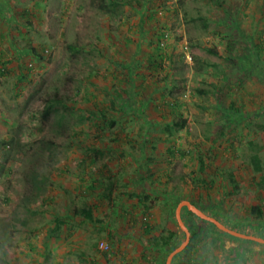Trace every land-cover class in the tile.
<instances>
[{"label":"rangeland","instance_id":"obj_1","mask_svg":"<svg viewBox=\"0 0 264 264\" xmlns=\"http://www.w3.org/2000/svg\"><path fill=\"white\" fill-rule=\"evenodd\" d=\"M106 2L8 1L0 264H167L186 231L171 264H264V244L177 215L264 240V0ZM147 230L176 236L155 250Z\"/></svg>","mask_w":264,"mask_h":264},{"label":"trees","instance_id":"obj_2","mask_svg":"<svg viewBox=\"0 0 264 264\" xmlns=\"http://www.w3.org/2000/svg\"><path fill=\"white\" fill-rule=\"evenodd\" d=\"M100 1V4L98 5V8L100 9V10H102V11H107V12H111L110 10H111V8H110V4H107V0H99ZM111 5H113V3L111 2ZM113 6H115V5H113ZM165 39V34H162L161 35V37H160V39L159 40H164ZM71 49H73V50H76V47H72L71 46ZM208 52L210 53V54H212V55H217L218 53H217V51L215 50V49H209L208 50ZM194 60H195V58L192 56V62H194ZM3 71H0V74L3 76V75H5L6 73H2ZM7 72V71H6ZM201 92V91H200ZM56 99H57V101H61V99H59V98H57L56 97ZM53 105H49V107H48V109H50L51 107H52ZM102 116H104V114H101ZM175 120V119H174ZM115 122L116 121H113L112 123H111V125H113L114 126V124H115ZM187 123V121L186 120H183V119H180L179 120V122H176V125L178 126V129H184L185 128V126L187 125L186 124ZM255 165H256V170H255V172L256 173H258V172H260L261 171V165H260V162L258 161V157H255ZM36 180V179H35ZM37 181V180H36ZM46 178H44V177H42V179H40L39 181H37L38 183H40V182H44L45 184H46ZM260 181V183H259V186L264 190V174H262L261 175V180H259ZM232 183H234V186L237 188V184H236V182L235 181H233L232 180ZM110 193V196H111V192H109ZM244 194V190H242L241 192H240V194H239V196H241V195H243ZM107 198L109 199V200H111L110 199V197L109 196H107ZM74 213V215H77L78 213H80L79 212V210H77V209H75L74 211H73ZM249 212H250V215L252 216V217H254V219H262L263 217H264V205H256V206H254V207H252L250 210H249ZM81 214H82V216L84 217V220H87V221H90V222H92V223H95L96 221L94 220V218H93V214H92V210L89 208V209H83L82 210V212H81ZM213 225V224H212ZM58 228V227H57ZM213 228L215 229V230H217V228H216V225L214 226L213 225ZM146 235H144V236H142L141 238H140V241H141V244L144 246V247H147V248H152V249H155V250H158L159 248H167V247H170L172 244V241H173V239L175 238V236H176V233H174V232H170L169 233V237H168V239L165 237V236H162V237H158V236H156V235H151V233H150V235H149V230H147L146 231ZM243 240V239H242ZM243 242H250V241H243ZM254 242V241H253ZM262 246H264V245H262Z\"/></svg>","mask_w":264,"mask_h":264},{"label":"crops","instance_id":"obj_3","mask_svg":"<svg viewBox=\"0 0 264 264\" xmlns=\"http://www.w3.org/2000/svg\"><path fill=\"white\" fill-rule=\"evenodd\" d=\"M8 1L9 0H0V62L4 61L7 58L8 47H11V45L15 43V41H11L10 31L12 29V25L10 26V24H9L11 22V20L6 16L7 13H5L6 11H8V14H10L12 12V11H10V10H12L11 3L9 4ZM21 12L24 14V16H22V17L26 20L27 25L26 26L24 25L20 29L25 31V33H23V34L28 35L27 32H30L32 30V25H31L32 24V17H30L31 10L22 8ZM24 36H26V35H24ZM15 37H17V36H15ZM18 39H19V37H18ZM0 71H3V70L1 69Z\"/></svg>","mask_w":264,"mask_h":264},{"label":"water","instance_id":"obj_4","mask_svg":"<svg viewBox=\"0 0 264 264\" xmlns=\"http://www.w3.org/2000/svg\"><path fill=\"white\" fill-rule=\"evenodd\" d=\"M183 207H187V209H188L190 212L194 213V214H195L197 217H199L200 219H202V220H204V221H206V222L213 223L214 225H216V227H217L218 229H220V230H222V231H224V232H226V233H228V234L230 233V235H232V236H234V237H237V238H239V239H243V240H246V241H254V242H256V243L264 244V240H260V239L253 238V237H248V236L241 235V234H239V233H235V232H233V231H230V230L225 229L224 227H222L221 225H219V224H218L216 221H214L213 219H211V218L205 216V215H204V214H203L198 208H196L195 206H193L192 204L187 203V202H184L183 204H181V205L179 206V209H178V212H177L178 219H179V211H180ZM178 221H179V220H178ZM179 223H180L181 227H182L183 229H185L183 223L180 222V221H179ZM185 231H186V230H185ZM186 234H187V242H186L184 245H182V247H180L179 249H177L176 251H174V253H172V254L170 255V257L168 258L167 264H171V262L173 261L174 257H175L176 255L182 253V252L185 250V248L187 247L188 242H189V237H190V236H189V233H188L187 231H186Z\"/></svg>","mask_w":264,"mask_h":264},{"label":"built area","instance_id":"obj_5","mask_svg":"<svg viewBox=\"0 0 264 264\" xmlns=\"http://www.w3.org/2000/svg\"><path fill=\"white\" fill-rule=\"evenodd\" d=\"M191 61H192V58H191Z\"/></svg>","mask_w":264,"mask_h":264}]
</instances>
